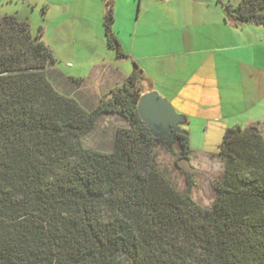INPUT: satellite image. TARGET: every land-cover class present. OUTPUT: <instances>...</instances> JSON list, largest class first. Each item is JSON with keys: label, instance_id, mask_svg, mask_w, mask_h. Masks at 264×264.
<instances>
[{"label": "trees", "instance_id": "16d2710c", "mask_svg": "<svg viewBox=\"0 0 264 264\" xmlns=\"http://www.w3.org/2000/svg\"><path fill=\"white\" fill-rule=\"evenodd\" d=\"M224 8L235 25L264 27V0ZM115 19L106 0L107 46L126 59ZM57 65L29 21L0 14V264H264L262 124L226 130L206 206L192 176L180 188L161 164L159 137L138 110L153 87L137 62L96 102L64 90ZM109 116L121 120L109 146L88 145ZM170 150L180 168L192 152L187 129Z\"/></svg>", "mask_w": 264, "mask_h": 264}, {"label": "crops", "instance_id": "0c3cea01", "mask_svg": "<svg viewBox=\"0 0 264 264\" xmlns=\"http://www.w3.org/2000/svg\"><path fill=\"white\" fill-rule=\"evenodd\" d=\"M29 2L35 10L42 7L47 31L40 35L57 59L63 58L57 51L63 47L46 32L69 33L72 48L86 57L85 65L95 50L113 51L104 30L106 0ZM114 2V30L129 58L119 59L113 51L102 61H93L84 77L66 74L58 67L64 90L96 102L122 84L137 62L147 76L146 86H152L185 117L183 127L188 130L192 151L189 159L195 169L194 161L199 166L222 159L220 145L228 128L257 122L264 127L263 26L233 24L227 19L224 0ZM6 13L31 23L29 16L0 8V14ZM70 77L83 78L84 83L77 87L69 82ZM86 82H94L96 93L81 92Z\"/></svg>", "mask_w": 264, "mask_h": 264}, {"label": "rangeland", "instance_id": "374dc122", "mask_svg": "<svg viewBox=\"0 0 264 264\" xmlns=\"http://www.w3.org/2000/svg\"><path fill=\"white\" fill-rule=\"evenodd\" d=\"M30 0H0V8H3L6 11L17 12L21 16H29L31 18V28L34 34H39L40 31H47L42 23V7L39 9H34L33 5H30ZM225 2H231L233 4H239L241 0H224ZM42 5V4H41ZM44 10V9H43ZM48 37H54L55 42L63 47L62 50H57L58 55H63V58H58L60 61L58 67H60L66 74L70 73L73 75H88V70L93 67V61H102L103 57L113 55L112 52H107L104 48L95 50L94 54L90 58V64L85 65L86 57L82 56L78 49H73V44L70 42L69 33H47ZM72 35V34H71ZM76 35V34H74ZM62 42V43H61ZM70 44V46H68ZM124 62V60H119ZM94 82H86L85 89L81 90L82 93L92 94L95 92L92 87ZM96 93V92H95ZM121 120L117 117H106L96 128V130L87 136L86 143L91 146L104 145L109 146L112 140L113 132L116 125L120 124ZM181 128L184 129L183 125ZM162 147L160 148V161L161 164L166 167L172 174L174 180L179 185L180 188L186 187L185 172L182 168H177L175 165V158L170 148L172 147L167 144L168 138L162 139L161 135L158 136ZM196 169L193 172V179L195 185L193 187V196L200 203L208 206L211 205L215 199V191L213 189L214 180L222 173L223 171V160L217 157L213 158V161L199 164L193 162ZM193 166V165H192ZM188 174V173H187ZM190 175V174H189ZM191 176V175H190Z\"/></svg>", "mask_w": 264, "mask_h": 264}, {"label": "water", "instance_id": "95a60500", "mask_svg": "<svg viewBox=\"0 0 264 264\" xmlns=\"http://www.w3.org/2000/svg\"><path fill=\"white\" fill-rule=\"evenodd\" d=\"M139 114L152 132L162 139L168 138L167 144L171 146L176 132L182 131L181 125L185 123V117L178 113L173 104L163 97L157 90L144 93L138 104ZM179 166L193 175L195 168L188 157H182L178 161Z\"/></svg>", "mask_w": 264, "mask_h": 264}]
</instances>
